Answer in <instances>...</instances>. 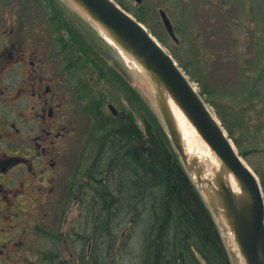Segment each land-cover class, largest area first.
I'll return each mask as SVG.
<instances>
[{"label":"flooded vegetation","instance_id":"af4514ba","mask_svg":"<svg viewBox=\"0 0 264 264\" xmlns=\"http://www.w3.org/2000/svg\"><path fill=\"white\" fill-rule=\"evenodd\" d=\"M49 1L0 0V264H105L93 238L108 250L104 199H120V56Z\"/></svg>","mask_w":264,"mask_h":264},{"label":"rangeland","instance_id":"374dc122","mask_svg":"<svg viewBox=\"0 0 264 264\" xmlns=\"http://www.w3.org/2000/svg\"><path fill=\"white\" fill-rule=\"evenodd\" d=\"M55 1L56 5L49 1V8L41 3L45 12L60 10L64 11L59 13L62 21L67 17L68 21L75 19L67 10L64 0ZM115 1L153 32L201 92L207 89L205 98L217 104V110H220L226 125L231 129V133L226 129L227 133L242 158L261 181L264 190V0H144L142 5L136 0ZM160 9L166 10L170 16L180 45L168 34ZM77 23L81 28L72 22L75 31L77 27L81 36H87L86 41L95 37L94 30L90 32ZM108 56V67L112 69L113 63L120 69V94L116 98L120 101V112L135 119L145 135L140 143L152 146L148 142V128L152 134L162 132L167 136L155 106L144 90L137 87L136 78L122 63L121 58L119 68L115 57L111 53ZM107 98L108 101L116 100L110 96ZM214 111L216 112L215 108ZM174 152L170 148L172 160H176ZM124 170V179L120 177V185L114 181L108 190L115 197L118 195V198L120 196L127 199L130 191L123 193L120 186L123 183L131 186V175L138 186L140 180L146 181L148 178L142 179L130 168ZM139 189V192L135 190L134 199H140L142 193H146L151 199H144L150 200L151 204L149 203L148 209L141 208L147 210L141 216L142 220L135 221L134 215L127 214L124 207L120 211V199H115V210L109 211L110 208L106 206L103 208L101 215H105L108 223L109 243V234L113 235L112 246L109 245L108 250L102 245L99 248L101 236L93 239L98 242L94 244L95 252L101 257L106 253L103 259L105 264H140L144 232L149 226V211L155 199L146 183L144 188L141 186ZM104 200L109 205L111 199ZM88 211L89 208L84 210L85 216H88L85 214ZM98 211L101 212V206H98ZM79 244L76 243L77 249Z\"/></svg>","mask_w":264,"mask_h":264},{"label":"water","instance_id":"95a60500","mask_svg":"<svg viewBox=\"0 0 264 264\" xmlns=\"http://www.w3.org/2000/svg\"><path fill=\"white\" fill-rule=\"evenodd\" d=\"M68 2L119 51L126 52L145 69L150 81L147 87L139 80L140 84L157 108L186 170L205 199L222 233L232 264H264V193L261 184L187 75L146 27L113 0ZM160 14L168 33L179 43L167 13L161 10ZM174 107H178L206 142L219 163L218 168L211 169L200 156L187 151ZM233 178L238 191L232 186ZM230 233L234 243L230 241Z\"/></svg>","mask_w":264,"mask_h":264},{"label":"trees","instance_id":"16d2710c","mask_svg":"<svg viewBox=\"0 0 264 264\" xmlns=\"http://www.w3.org/2000/svg\"><path fill=\"white\" fill-rule=\"evenodd\" d=\"M201 93L204 95L207 89ZM208 102L214 106L231 133L222 113L217 110V104L212 100ZM147 132L152 151L143 153L136 142L143 141L145 135L135 119L124 113L120 114V177L123 180L124 169L130 168L142 179L148 178L146 181L140 180L138 186L131 175V186L127 183L126 186L125 183L120 186L123 193L130 191L127 199L120 197V211L124 207L127 214L134 215L135 221L142 220L141 216L147 211L151 199L146 193H142L140 199L134 197L135 190L139 192V188H144L145 183L155 199L149 211V226L144 232L140 264H232L221 232L206 202L175 152L176 160L171 159L172 145L169 138L162 132L152 134L150 128ZM107 177L109 181L112 180L113 172H109ZM107 207L110 208L109 211L115 210V199H111ZM144 207L146 209L141 210ZM109 237L111 243H108L111 245L113 235L109 234Z\"/></svg>","mask_w":264,"mask_h":264},{"label":"bare ground","instance_id":"6f19581e","mask_svg":"<svg viewBox=\"0 0 264 264\" xmlns=\"http://www.w3.org/2000/svg\"><path fill=\"white\" fill-rule=\"evenodd\" d=\"M108 41L110 42L109 39ZM120 52L122 53L123 57L126 59L127 63L131 65L130 67L132 68V70L136 72L141 83L145 87H147L150 78L147 75L145 69L126 52H124L123 50H120ZM174 113L178 121V124L180 126L181 132L183 134L187 151L191 155H194L196 157L200 156L202 161H206L211 169L215 166L216 168H218L219 163L216 157L210 152L206 142L196 131V129L191 125V123L187 120L186 116L178 109V107H174ZM210 174H213V171H211ZM232 186L236 191L239 190L237 182L234 178L232 179ZM229 238L231 243H234L233 235L231 233L229 234Z\"/></svg>","mask_w":264,"mask_h":264}]
</instances>
